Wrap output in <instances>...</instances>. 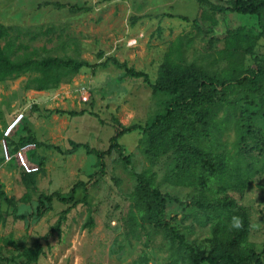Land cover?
<instances>
[{
    "label": "rangeland",
    "instance_id": "rangeland-1",
    "mask_svg": "<svg viewBox=\"0 0 264 264\" xmlns=\"http://www.w3.org/2000/svg\"><path fill=\"white\" fill-rule=\"evenodd\" d=\"M231 2L0 0V26L10 32L2 44L10 41L13 59L56 57L90 65L107 60L105 67L83 68L69 82L47 91L26 89L37 73L0 82V190L11 199L0 198V264H22L21 250L37 247L41 253L34 264H190L188 252L172 243L162 227L141 226L142 221L135 225L129 219L132 210L136 213L134 175L143 172L154 175L155 185L166 199L165 221L196 253L207 251L203 241L211 237L213 219L208 216L210 211L205 214L197 206L199 200L204 202L199 198L201 187H174L165 182L176 163L174 153L150 156L145 152V136L136 130L117 140L124 158L112 150L103 159L104 172L95 174L96 157L82 148L71 150L69 141L106 151L119 125L143 128L163 113L170 97L153 94L141 79L126 77L112 64L114 59L145 73L151 84L159 79L168 56L172 63L195 65L210 76H220L227 68V63L219 60L224 40L242 30L258 38L252 54L243 56L244 68L263 66L260 24L256 16L229 12ZM70 6L84 10L71 12ZM239 91L235 89L227 103L216 108L213 130L202 129L199 146L229 158L227 175L245 172L247 177L246 160L235 146L234 123L224 129L222 117L239 113L241 105L248 113L264 110V93L254 94L252 105L243 101ZM195 111L186 113L192 116ZM68 112L85 114L70 117L65 114ZM19 114L23 119L6 135ZM27 118L39 133L40 143L57 146L60 152L35 148L31 139L37 135L27 128ZM25 175L32 180L23 182ZM248 179L242 193L220 191L219 184L211 182L205 195L216 201L226 198L243 209L248 221L246 244L260 254L264 247V171ZM76 184L82 185L70 203L52 200L45 212L35 217L40 194L67 197ZM24 195L26 202L21 200ZM63 212L64 219L56 229Z\"/></svg>",
    "mask_w": 264,
    "mask_h": 264
},
{
    "label": "trees",
    "instance_id": "trees-1",
    "mask_svg": "<svg viewBox=\"0 0 264 264\" xmlns=\"http://www.w3.org/2000/svg\"><path fill=\"white\" fill-rule=\"evenodd\" d=\"M229 12L256 16L260 24V36L264 40V0H232ZM57 8L62 5H55ZM71 12H80L84 9L77 6L68 7ZM223 12L222 8H217ZM211 25L216 21L211 20ZM10 36L9 28L0 26V82L15 80L27 73H37L38 75L26 85L27 90L37 92L55 89L60 84L69 82L70 78L77 75L83 68L94 69L105 67L107 60L90 65L85 61H76L49 57L40 60L25 59L17 61L12 58V46L10 41L2 44ZM258 38L247 35L242 30L230 33L224 40V48L219 53V60L227 63V68L221 72L220 76H210L203 68L169 61V56L165 68L160 72L159 79L151 84L148 76L143 72H137L128 68L125 63L112 60V64L124 75L129 78L141 79L143 83L150 86L153 94H165L170 100L167 102L163 113L156 115L150 124L145 127L131 126L124 128L119 125V131L110 139V144L106 151H96L87 145L69 141L71 150L82 148L87 155L96 157L98 170L95 174L104 172L103 159L112 150H117L119 158H124L122 148L117 143L119 137L125 133L139 130L146 138L148 146L145 152L152 157H159L168 152L176 155L174 169L164 179L165 182L174 187H201L198 207L206 212L213 219L211 226V237L203 241L207 251L196 253L191 245L186 243L185 238L174 227L164 219L166 199L155 185L154 175H147L148 172L134 175L137 185L133 191L135 198L134 209L131 211L130 220L137 225L142 221L141 226L162 227L169 236L172 243L186 250L190 256V264H264V247L260 254L246 244L248 233L247 216L242 208H238L233 201L228 199L218 200L209 199L205 195L208 190L207 183L219 184L220 191L227 189L242 193L248 186L249 177L264 171V110H257L255 113H248L246 107H239V113H228L222 117L224 129L234 123L236 131V149L245 158V172L233 176L227 175L229 158L224 154H215L211 150L201 149L199 140L202 129L213 130V121L223 104L227 103V98L234 90H240V97L254 105V94L264 93V65L255 70L245 69L243 66V56L252 54ZM252 96V97H251ZM237 104V103H236ZM264 107V99L261 102ZM236 109L235 103L229 104ZM196 108L197 111L192 116L186 113L188 109ZM61 114V113H60ZM64 114V113H63ZM71 116H81L84 112H68ZM200 126V128H199ZM35 148L44 147L60 152L59 147L37 142L31 139ZM31 177L25 175L22 181L27 183ZM231 180V181H230ZM206 183V184H205ZM76 184L63 197L58 193L49 196L40 194L35 206V217L41 216L47 206L56 200L62 203H70L78 186ZM210 190V189H209ZM209 192V191H208ZM211 192V191H210ZM0 198L8 199L3 191L0 190ZM22 201H27L24 195ZM144 207L145 216L141 215ZM241 209V211H237ZM66 212V211H65ZM65 212L58 219L55 228L59 229ZM138 215L140 220H138ZM238 217L241 227H233V218ZM25 219V216H21ZM41 253V248L21 250V255L25 258L22 264L37 263ZM1 256V247H0Z\"/></svg>",
    "mask_w": 264,
    "mask_h": 264
},
{
    "label": "built area",
    "instance_id": "built-area-1",
    "mask_svg": "<svg viewBox=\"0 0 264 264\" xmlns=\"http://www.w3.org/2000/svg\"><path fill=\"white\" fill-rule=\"evenodd\" d=\"M23 119V115L22 114H19L18 116H17V118L15 119V121H14V123L12 124V126H10L8 129H7V134L6 135H8L11 131H12V129H13V126L15 127V126H17L20 122H21V120Z\"/></svg>",
    "mask_w": 264,
    "mask_h": 264
},
{
    "label": "crops",
    "instance_id": "crops-1",
    "mask_svg": "<svg viewBox=\"0 0 264 264\" xmlns=\"http://www.w3.org/2000/svg\"><path fill=\"white\" fill-rule=\"evenodd\" d=\"M33 127V125L29 122V120H28V118H27V128L29 129V130H31V132H32V134H34V136H36V141L37 142H40L39 140H38V136H39V133H37V131L34 129V128H32Z\"/></svg>",
    "mask_w": 264,
    "mask_h": 264
},
{
    "label": "clouds",
    "instance_id": "clouds-1",
    "mask_svg": "<svg viewBox=\"0 0 264 264\" xmlns=\"http://www.w3.org/2000/svg\"><path fill=\"white\" fill-rule=\"evenodd\" d=\"M233 227H236V228L241 227V221L238 217L233 218Z\"/></svg>",
    "mask_w": 264,
    "mask_h": 264
},
{
    "label": "bare ground",
    "instance_id": "bare-ground-1",
    "mask_svg": "<svg viewBox=\"0 0 264 264\" xmlns=\"http://www.w3.org/2000/svg\"><path fill=\"white\" fill-rule=\"evenodd\" d=\"M13 128H14V126H13Z\"/></svg>",
    "mask_w": 264,
    "mask_h": 264
}]
</instances>
